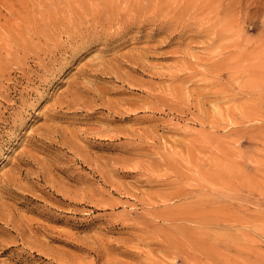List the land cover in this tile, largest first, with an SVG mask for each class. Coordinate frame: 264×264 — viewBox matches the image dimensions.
I'll use <instances>...</instances> for the list:
<instances>
[{"label":"rangeland","instance_id":"obj_1","mask_svg":"<svg viewBox=\"0 0 264 264\" xmlns=\"http://www.w3.org/2000/svg\"><path fill=\"white\" fill-rule=\"evenodd\" d=\"M111 1L0 0V264H264V0Z\"/></svg>","mask_w":264,"mask_h":264},{"label":"bare ground","instance_id":"obj_2","mask_svg":"<svg viewBox=\"0 0 264 264\" xmlns=\"http://www.w3.org/2000/svg\"><path fill=\"white\" fill-rule=\"evenodd\" d=\"M89 1V0H88ZM106 1H108L109 2V0H106ZM111 1V0H110ZM114 0H112L111 1V4H112V2H113ZM122 1V0H121ZM132 1V0H131ZM143 1V0H142ZM148 1H151V0H148ZM168 1V0H167ZM61 2V1H60ZM93 2V1H92ZM96 2V1H95ZM97 2H99V0H97ZM119 2H120V0H119ZM133 3H138L137 2V0L134 2V0L132 1ZM152 2H153V0H152ZM158 2V1H157ZM162 2V1H161ZM170 1H168V3H169ZM176 2V1H175ZM87 3V2H86ZM85 3V4H86ZM107 3V2H106ZM116 3H117V0L115 1V3H114V5H116ZM128 3H130V0H129V2ZM141 3H143V2H141ZM151 3V2H150ZM167 3V2H166ZM119 4V3H118ZM144 5H145V2L143 3ZM157 4V3H156ZM159 4V3H158ZM100 5H101V3H100ZM113 5V6H114ZM148 5H149V2H148ZM109 6H110V4H109ZM151 4H150V8H151ZM59 7V6H58ZM90 7V6H89ZM111 8H113L112 6H110ZM144 7V6H143ZM153 7V6H152ZM53 8V7H52ZM56 8V7H55ZM61 8V7H60ZM73 8V7H72ZM145 8V7H144ZM149 8V9H150ZM155 8V7H154ZM204 8V7H203ZM49 9V8H48ZM71 9V8H70ZM73 9H75V8H73ZM113 9H115V8H113ZM45 10V9H44ZM55 10V9H54ZM114 11V10H113ZM70 12H71V14H68L69 16H65V15H67V14H65V15H61V14H63V13H60V12H57V13H55L54 12V15L51 17V18H53L54 20H57V22L60 24L61 23V25H63L62 24V19H67V21L69 20H74L73 18H75L74 16H72L73 14H74V12H72V10H70ZM79 12V11H78ZM84 12V11H83ZM51 13V12H50ZM50 13H48V15H47V17L49 18L51 15H50ZM95 13V18H96V21L97 22H99L100 24H102L103 22H101L102 20H103V13H101V12H94ZM107 13V12H106ZM164 13V12H163ZM21 14V13H20ZM19 14V15H20ZM45 14V13H44ZM88 14V13H87ZM110 14H112L111 12H110ZM17 16V15H16ZM81 16V15H80ZM79 16V17H80ZM88 16V15H87ZM120 16V15H119ZM165 16H166V13H165ZM82 17V16H81ZM114 17V16H113ZM167 17H169V14H168V16H166V18ZM172 17H173V15H172ZM41 18V17H40ZM44 18H45V16H44ZM77 18V17H76ZM108 18V17H107ZM110 18V17H109ZM130 18V17H129ZM170 18V17H169ZM168 18V19H169ZM29 19V18H28ZM46 19V18H45ZM50 19V18H49ZM83 19H84V17H83ZM83 19L81 20V21H83ZM86 19V18H85ZM88 19H90V18H88ZM111 19V18H110ZM121 19V18H120ZM137 19V18H136ZM139 19V18H138ZM39 20V19H38ZM44 20V19H43ZM76 20V19H75ZM87 20V19H86ZM92 20H93V18H92ZM170 20V19H169ZM51 21V20H50ZM49 21V22H50ZM62 21V22H61ZM144 21V20H143ZM31 22H34V21H31ZM46 22V21H45ZM48 22V23H49ZM56 22V21H55ZM109 22V21H108ZM137 22V21H136ZM24 23V22H23ZM34 23H36V22H34ZM47 23V24H48ZM72 23V22H71ZM75 23V22H74ZM91 24L93 23V22H90ZM94 23H96V22H94ZM170 23V22H169ZM43 24V23H42ZM45 24V23H44ZM53 24V23H52ZM100 24H99V26H100ZM73 25V24H72ZM75 25V24H74ZM82 25H83V23H82ZM105 25V24H104ZM123 25V24H122ZM136 25V24H135ZM175 25V24H174ZM76 26V25H75ZM80 26V25H79ZM114 26V25H113ZM17 27V26H16ZM27 27V26H26ZM45 27H46V25H41L40 27H39V29L38 30H35L34 32H38V33H41V35H46V29H45ZM55 26H53L52 28H50V29H48L49 31H51L52 33L53 32H56V31H54V30H59V29H64V28H66V26H65V24H64V26H62V27H64V28H62V27H60V26H58V27H56V28H54ZM70 27V26H69ZM137 27V26H136ZM12 28V27H11ZM77 28H78V26H77ZM77 28H76V30H77ZM83 28V27H82ZM105 28V27H104ZM116 28V27H115ZM163 28V27H162ZM4 29H6V28H4ZM7 29H8V27H7ZM73 29V28H72ZM81 29V28H80ZM1 30V29H0ZM21 29H19L18 31H20ZM26 30H28V28L26 29ZM47 30V31H48ZM75 30V29H74ZM73 30V31H74ZM101 30V29H100ZM4 31V30H3ZM22 31V30H21ZM71 31V30H70ZM26 32V31H25ZM30 32V31H29ZM33 32V33H34ZM77 32H80L79 31V28H78V30H77ZM12 33V32H11ZM51 33V34H52ZM57 33V32H56ZM62 33V32H61ZM72 33V32H71ZM76 33V32H75ZM75 33H73V34H75ZM81 33V32H80ZM87 33V32H86ZM90 33V32H89ZM99 33V32H98ZM8 34V33H7ZM35 34V33H34ZM37 34V33H36ZM49 34V33H48ZM47 34V35H48ZM50 34V35H51ZM60 34V33H59ZM103 34V33H102ZM32 35V34H31ZM56 35V34H55ZM92 35V34H91ZM35 36V35H34ZM57 36H58V33H57ZM93 36V35H92ZM95 36V35H94ZM12 37V36H11ZM33 37V36H32ZM38 37V36H37ZM40 37V36H39ZM42 37V36H41ZM40 37V38H41ZM81 37V39L83 38H85L86 36L85 35H81L80 36ZM87 37H88V35H87ZM44 38H45V36H44ZM70 38V37H69ZM30 39V38H29ZM67 39V38H66ZM65 39V40H66ZM74 41H71V44H69L68 46L71 48H73L74 46H75V43H77V42H75V41H77V34H76V37L75 36H73V38H72ZM71 40V39H70ZM79 40V39H78ZM27 41V40H26ZM30 41V40H29ZM49 41V40H48ZM61 41V40H60ZM75 42V43H74ZM27 43V42H26ZM57 43V42H56ZM56 43H55V46H56ZM62 43V42H61ZM18 44V43H17ZM63 44V43H62ZM20 45H22V44H20ZM28 45H29V43H28ZM64 45V44H63ZM63 45H58V46H62V48H63ZM49 46V45H48ZM66 46V45H65ZM43 47H46V46H44L43 45ZM60 47H56V49H51V48H46V49H43V48H41V47H38V46H32V48L31 47H25V49L23 50V54H28V53H31L30 51H34L33 53H36V55H39L40 56V54H49V55H52V56H56V53L58 52V49L60 48ZM67 47V46H66ZM65 47V48H66ZM77 47V46H76ZM13 48H15V47H13ZM17 48V47H16ZM68 48V47H67ZM4 49H6V48H4ZM20 49V48H19ZM75 49V48H74ZM17 50V49H16ZM20 50H22V48L20 49ZM62 50V49H61ZM64 50H66V49H64ZM68 50V49H67ZM37 51H39V52H37ZM71 51V50H70ZM9 52V51H8ZM64 52V51H63ZM141 53H144V51L142 50V52ZM7 54V53H6ZM59 54H61V53H59ZM66 54V53H65ZM72 54V53H71ZM76 54V53H75ZM8 55V54H7ZM48 55V56H49ZM18 56V55H17ZM25 56V55H24ZM65 56V55H64ZM34 57V56H33ZM128 57V56H127ZM134 57H136L135 55H134ZM23 58V57H22ZM65 58V57H64ZM72 58V57H71ZM76 58V57H75ZM129 58V57H128ZM140 58V57H139ZM39 59H40V57H39ZM135 59V58H134ZM138 59V58H137ZM29 60V59H28ZM56 60V59H55ZM31 61V60H30ZM49 61H51V59L49 60ZM54 61V60H53ZM62 61V60H61ZM94 61V60H93ZM138 61V60H137ZM10 62V61H9ZM103 62V61H102ZM20 63V62H19ZM23 63V62H22ZM25 63V62H24ZM48 63V62H47ZM106 63V62H105ZM104 63V64H105ZM9 64V63H8ZM15 64V63H14ZM52 64V63H51ZM98 64V63H97ZM96 64V65H97ZM107 64V63H106ZM136 64V63H135ZM53 65V64H52ZM12 66V65H11ZM23 66V65H22ZM28 66V65H27ZM41 66V65H40ZM57 66V65H56ZM55 66V67H56ZM94 66V65H93ZM98 66V65H97ZM101 66H103L102 64H101ZM21 67V66H20ZM30 67V66H29ZM23 68V67H22ZM32 68V67H31ZM53 68H54V66H53ZM98 68V67H97ZM24 69V68H23ZM27 69V68H26ZM30 69V68H29ZM41 69V68H40ZM47 69V68H46ZM106 69V68H105ZM25 70V69H24ZM53 70V69H52ZM98 70V69H97ZM102 70V69H101ZM24 72V71H23ZM28 72V71H27ZM93 72V71H92ZM86 73H88V72H86ZM110 73V72H109ZM31 74V73H30ZM29 74V75H30ZM47 74V73H46ZM90 75H92V73H90ZM32 76V75H31ZM45 77H46V75H44ZM44 77V78H45ZM8 78V77H7ZM31 79V78H30ZM80 87V86H79ZM84 89V88H83ZM87 91V90H86ZM99 94V93H98ZM7 95V94H6ZM72 96L74 97V98H77L78 97V92H72ZM83 96V95H82ZM96 96V95H95ZM99 97V96H98ZM72 98V97H71ZM78 99V98H77ZM80 99H81V97H80ZM61 100V99H60ZM76 100V99H75ZM72 101H73V99H72ZM126 102V101H125ZM64 103V102H63ZM66 103V102H65ZM25 104V103H24ZM23 104V105H24ZM73 104V103H72ZM67 105V104H66ZM118 106V105H117ZM54 107V106H53ZM71 107V106H70ZM134 108V107H133ZM133 108H132V110H133ZM54 110V109H53ZM75 110V109H74ZM118 110V109H117ZM116 110V111H117ZM55 113H58V112H55ZM55 115V114H54ZM57 116V115H56ZM92 129V128H91ZM47 131V130H46ZM50 131H52V130H50ZM102 132V131H101ZM109 132V131H108ZM107 132V133H108ZM50 133V132H49ZM120 133V132H119ZM111 134H113V133H111ZM46 136V135H45ZM54 136V135H53ZM112 136V135H111ZM114 136V135H113ZM62 137V136H61ZM119 137V136H118ZM50 139V138H49ZM40 140V139H39ZM43 140H44V138H43ZM41 141V140H40ZM43 144H44V142H42ZM46 145H47V141H46V143H45ZM124 150V149H123ZM132 151V150H131ZM76 152V151H75ZM83 152V151H82ZM112 261V260H111ZM110 260H109V262H111ZM113 261H114V259H113ZM112 263V262H111ZM115 263V262H114ZM119 264V263H118Z\"/></svg>","mask_w":264,"mask_h":264},{"label":"snow or ice","instance_id":"obj_3","mask_svg":"<svg viewBox=\"0 0 264 264\" xmlns=\"http://www.w3.org/2000/svg\"><path fill=\"white\" fill-rule=\"evenodd\" d=\"M84 40H85V42L87 43V42H90L91 38H89V37H85Z\"/></svg>","mask_w":264,"mask_h":264}]
</instances>
